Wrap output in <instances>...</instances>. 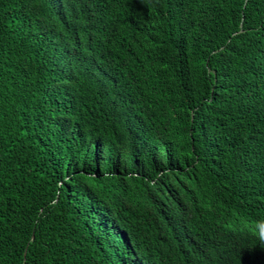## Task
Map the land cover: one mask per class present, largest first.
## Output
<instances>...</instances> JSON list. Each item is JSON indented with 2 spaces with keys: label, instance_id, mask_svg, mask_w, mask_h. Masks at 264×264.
<instances>
[{
  "label": "trees",
  "instance_id": "trees-1",
  "mask_svg": "<svg viewBox=\"0 0 264 264\" xmlns=\"http://www.w3.org/2000/svg\"><path fill=\"white\" fill-rule=\"evenodd\" d=\"M264 0H0V264H264Z\"/></svg>",
  "mask_w": 264,
  "mask_h": 264
},
{
  "label": "clouds",
  "instance_id": "clouds-1",
  "mask_svg": "<svg viewBox=\"0 0 264 264\" xmlns=\"http://www.w3.org/2000/svg\"><path fill=\"white\" fill-rule=\"evenodd\" d=\"M259 239L262 243H264V231H262L261 233H259Z\"/></svg>",
  "mask_w": 264,
  "mask_h": 264
}]
</instances>
